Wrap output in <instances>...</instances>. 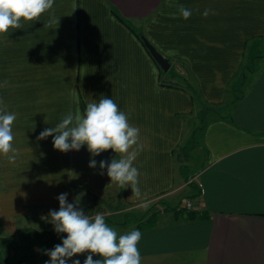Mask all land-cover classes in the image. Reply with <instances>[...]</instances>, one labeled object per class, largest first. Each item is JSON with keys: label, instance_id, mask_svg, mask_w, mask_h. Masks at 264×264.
<instances>
[{"label": "crops", "instance_id": "obj_1", "mask_svg": "<svg viewBox=\"0 0 264 264\" xmlns=\"http://www.w3.org/2000/svg\"><path fill=\"white\" fill-rule=\"evenodd\" d=\"M6 36L0 100L17 114L19 154L14 162L0 156V264L49 261L65 235L48 214L62 193L72 203L82 183L137 210L164 205L146 223L106 222L118 234L142 233L141 264H264V54L254 55L264 0H55L39 21ZM142 36L169 59L167 71ZM249 56L259 58L257 69L238 78ZM178 74L192 87L168 80ZM102 96L140 129L139 198L100 169L120 158L112 150L63 153L52 136L37 139Z\"/></svg>", "mask_w": 264, "mask_h": 264}, {"label": "clouds", "instance_id": "obj_2", "mask_svg": "<svg viewBox=\"0 0 264 264\" xmlns=\"http://www.w3.org/2000/svg\"><path fill=\"white\" fill-rule=\"evenodd\" d=\"M55 0H0V37L7 38L9 29H22L23 22H36L53 9ZM179 14L187 20L192 11L183 5ZM210 9L203 13L207 17ZM5 85L7 81L4 82ZM17 114L7 110L0 100V156L14 162L19 150L14 147L13 124ZM52 136L55 150L63 153L79 151L87 146L92 157L112 150L119 159L111 162L101 160V170L107 169L111 183L120 188L130 187L132 198L141 197L139 188L140 172L134 166L143 145L140 142V129L129 122L128 114L121 111L112 98L102 96L98 102L87 103L83 112H68L54 127L40 132L38 140ZM97 161L90 160L89 167L95 168ZM103 174V172H101ZM58 210H50L49 222L57 234H66L60 244L46 252L50 257L45 264H67L74 256L87 253L83 264H141L138 243L142 233L133 229L124 234L109 226L102 213L94 216L85 214L75 203H69L67 193L57 197ZM99 256V259H93ZM72 264H81L79 259Z\"/></svg>", "mask_w": 264, "mask_h": 264}, {"label": "rangeland", "instance_id": "obj_3", "mask_svg": "<svg viewBox=\"0 0 264 264\" xmlns=\"http://www.w3.org/2000/svg\"><path fill=\"white\" fill-rule=\"evenodd\" d=\"M256 45L257 46L254 48V55L264 54V41L259 40L258 44ZM250 55L252 56L253 52H251ZM250 59L251 57L249 56L247 58V60L249 61V66H246L242 69V73H240L238 78H243L244 72L249 76L250 73H252V69H257L255 60L259 58L256 57L253 60ZM172 76L173 77H168V80L174 81L175 83H180L181 85H187V83H185L184 81L185 77H182L180 74ZM238 84L239 83L232 84L231 88L235 87L236 89ZM187 200L188 199L185 200V203ZM72 203H75L79 208L83 209L85 211V214L89 216H94L96 213H102L105 218H107V223L110 221L127 222V224H129L130 226L136 225L139 221H144V223H146L154 215L165 209L162 203H154L152 205H148L144 210H137L136 208L127 207L122 200V196L119 197L117 193H96L86 183H82L81 186L76 187L74 196L72 197Z\"/></svg>", "mask_w": 264, "mask_h": 264}, {"label": "water", "instance_id": "obj_4", "mask_svg": "<svg viewBox=\"0 0 264 264\" xmlns=\"http://www.w3.org/2000/svg\"><path fill=\"white\" fill-rule=\"evenodd\" d=\"M143 40L147 46V48L150 50L152 56L154 59L158 62V64L161 66V68L165 71H167L170 68V61L168 58H166L153 44L150 42L148 38L143 36Z\"/></svg>", "mask_w": 264, "mask_h": 264}, {"label": "built area", "instance_id": "obj_5", "mask_svg": "<svg viewBox=\"0 0 264 264\" xmlns=\"http://www.w3.org/2000/svg\"><path fill=\"white\" fill-rule=\"evenodd\" d=\"M191 182V181H190ZM195 201L193 199H188L185 203V207L188 209V210H194L195 209ZM65 237H66V234H64ZM73 261H67V264H72Z\"/></svg>", "mask_w": 264, "mask_h": 264}, {"label": "trees", "instance_id": "obj_6", "mask_svg": "<svg viewBox=\"0 0 264 264\" xmlns=\"http://www.w3.org/2000/svg\"><path fill=\"white\" fill-rule=\"evenodd\" d=\"M142 40H143V36H142ZM144 41V40H143ZM187 86L190 88L192 87L191 85H189V83H187ZM192 213H194L195 211H191ZM80 258V262L81 264H83L84 260L86 259V254H81L79 255ZM93 259H99V257L93 258Z\"/></svg>", "mask_w": 264, "mask_h": 264}]
</instances>
